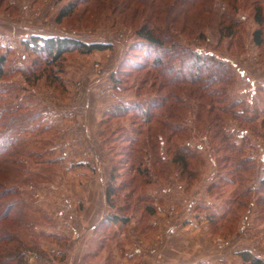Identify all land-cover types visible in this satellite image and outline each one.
Segmentation results:
<instances>
[{
    "label": "rangeland",
    "instance_id": "1",
    "mask_svg": "<svg viewBox=\"0 0 264 264\" xmlns=\"http://www.w3.org/2000/svg\"><path fill=\"white\" fill-rule=\"evenodd\" d=\"M122 2L0 0V54L8 59L0 83V213L10 205L15 219L0 230L23 242L26 264H244L243 251L264 260V43L253 37L254 7L264 10V0L188 7L184 30L171 27L166 71L190 77L192 54L201 53L221 81L184 91L152 66L137 44L140 21L131 9L121 14ZM158 2L177 10L174 0ZM225 13L239 21L233 38L219 32ZM35 36L113 49L72 52L51 64L26 46ZM137 105L152 107V124ZM230 142L240 154L223 148ZM179 150L185 171L173 163ZM244 158L256 173L237 168ZM109 187L117 189L110 203ZM117 215L129 222H110ZM5 249L0 264H15Z\"/></svg>",
    "mask_w": 264,
    "mask_h": 264
},
{
    "label": "trees",
    "instance_id": "2",
    "mask_svg": "<svg viewBox=\"0 0 264 264\" xmlns=\"http://www.w3.org/2000/svg\"><path fill=\"white\" fill-rule=\"evenodd\" d=\"M159 0H123L122 2V8L127 6L126 9L123 11L121 10V14L124 15L128 9H131L130 13L132 12V17L134 18V21L139 20L140 25L136 29V35L138 38V43L140 48L145 50L147 53V56L150 58H153L152 66L158 70H160V73L163 77L166 75H169V83L172 86H177V88H180L178 91H184V86L188 84L189 86H194L197 83L203 85L206 84L207 86L214 84L215 82H220L221 78H219V75H216V73L212 74L208 71V67L205 64V58L202 57L201 53H193L192 57L195 58V62L193 64V67L191 68L192 72L190 77L187 76H180L181 75V69L176 70H170L166 71L167 68V62L166 58L170 56V47L175 45V39L176 36H174L172 30V26L176 24L183 25L182 30H184V24L186 22L187 16H188V7H197L200 4L203 5L206 0H174L173 7L177 8V10H174V13L167 12L164 5ZM160 1H166V0H160ZM169 2V0H167ZM237 3V0L234 2ZM113 5V4H112ZM130 7L128 8V6ZM141 8H144L145 10L142 11ZM78 9V3L71 4L67 7H65L57 21L61 23L64 19L71 17ZM118 9V8H117ZM119 10V9H118ZM255 16L254 21L259 26L258 29H256L253 33L254 42L257 46H262L264 43V33H263V26H264V10L262 6H255L254 7ZM195 17V16H194ZM184 18V20H183ZM193 19V18H192ZM195 20V21H194ZM194 22H197V19H194ZM228 21V23H227ZM163 23V24H161ZM239 26V21L234 19L233 16L227 18V14L225 13L222 15L219 19V32L222 36V38H233L236 33V29ZM172 32V34H171ZM26 46L33 51V54L35 55H44L47 60L50 61L51 64L60 63L67 54L72 52H79L81 54H92L93 52L99 51L104 52L107 50H112L113 45L112 44H106V43H86L78 39L74 38H61V37H50V38H43V37H31L30 40L26 43ZM153 50H157L156 56L154 57ZM172 57V56H171ZM204 59V60H203ZM201 61L203 63L201 64ZM8 62L6 54H0V83L3 81L5 75H6V64ZM221 67L222 63L220 62L217 64V67ZM139 69V68H137ZM163 70V71H162ZM195 70V71H194ZM224 70V69H223ZM176 71V72H174ZM175 74V77L171 79V77ZM204 76V77H203ZM202 77L204 79H202ZM221 77V76H220ZM167 78V77H166ZM218 79V80H217ZM167 80V79H166ZM166 83H162L161 86H165ZM163 88V87H162ZM203 89L206 88L202 87ZM201 87L199 88L200 91H203ZM199 92V91H198ZM200 93V92H199ZM174 95L177 96V93H174ZM199 98H203V94H199ZM236 103L238 101L236 100ZM162 104V103H160ZM199 105H203L200 103ZM159 106V105H158ZM157 106V107H158ZM143 115V122L145 124H152L154 120V116L151 113L150 107H144L135 106ZM214 106L212 108L210 107V114L213 110ZM225 110V109H224ZM228 110V109H226ZM215 120H217V116L215 117ZM3 122V121H1ZM0 122V123H1ZM217 121H215L216 123ZM214 125L216 126V124ZM20 124V123H18ZM213 125V124H212ZM212 125H210V129H212ZM178 126V125H177ZM2 127V126H0ZM224 132H222V129L217 131L216 138L219 136L222 138L221 143L226 144L229 142V136L224 135ZM26 142L31 141V138L25 139ZM10 146H13V141H9ZM9 146V147H10ZM223 148H227L230 150V152L240 154L242 149H237L236 145H233L231 142ZM12 149V148H11ZM6 150V149H5ZM3 151L0 150V155L4 154L1 153ZM5 152V151H4ZM182 150H179L175 153L174 161L173 163L178 165L182 171H185L188 169V163L187 158L185 155H182ZM231 158V157H228ZM1 166V165H0ZM237 168H241L244 171H255L256 173V165L255 162L252 160V158H244L240 164H237ZM250 180V177L247 178ZM251 180H253V177H251ZM261 189L258 191H264V178L261 181ZM253 191L252 187H249L247 191ZM10 191V190H9ZM246 190L242 192V196L245 197ZM117 193V189L115 187H109L106 194L107 202H112L113 196H115ZM264 198V195L261 196ZM260 197V198H261ZM261 198V200H262ZM263 201V200H262ZM6 222V223H15V219L12 218V206H7L5 208V211L0 213V224ZM112 223H122L127 224L129 222L128 218L121 217V216H114L111 218ZM12 229V227H11ZM6 245H12L9 248L6 247ZM0 247L3 249L5 247V251L7 252V256H10L9 258L15 260V264H26L25 261V251L23 249V242L19 241L16 237V234L13 233V231L7 232L6 229L0 230ZM240 257L242 258V261L244 264H264V260L261 258H258L254 256L250 251H243L239 253Z\"/></svg>",
    "mask_w": 264,
    "mask_h": 264
},
{
    "label": "crops",
    "instance_id": "3",
    "mask_svg": "<svg viewBox=\"0 0 264 264\" xmlns=\"http://www.w3.org/2000/svg\"><path fill=\"white\" fill-rule=\"evenodd\" d=\"M99 204H100V206H101V205H103V202L100 201ZM95 212H96V213L98 212V213L96 214V215H98V214H99V209H96ZM94 214H95V213H94ZM90 216H93V215L90 214ZM91 218H92V219H91ZM91 218H90V219L92 220V222L95 221V220H94L95 217H94V218L91 217ZM95 219H97V218H95ZM245 249H246V248H245ZM243 250H244V249H243ZM240 251H241V250H240ZM237 254H238V253H237Z\"/></svg>",
    "mask_w": 264,
    "mask_h": 264
}]
</instances>
